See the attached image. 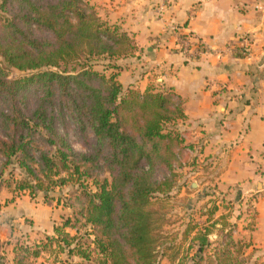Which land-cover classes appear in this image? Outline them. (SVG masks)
<instances>
[{
	"label": "trees",
	"instance_id": "trees-1",
	"mask_svg": "<svg viewBox=\"0 0 264 264\" xmlns=\"http://www.w3.org/2000/svg\"><path fill=\"white\" fill-rule=\"evenodd\" d=\"M137 50L131 35L85 0H0V191L57 204V188L83 195L84 204L78 211L67 205L72 216L47 238L69 256L82 248V264H250L251 243L233 238L236 225L216 217L214 203L198 210L201 223L188 213L182 231L166 230L175 223L167 203L186 166L178 160L189 146L179 126L184 106L170 89L119 83L120 61ZM12 71L20 76L11 79ZM67 118L86 153L59 135ZM20 252L39 254L26 244Z\"/></svg>",
	"mask_w": 264,
	"mask_h": 264
},
{
	"label": "crops",
	"instance_id": "crops-1",
	"mask_svg": "<svg viewBox=\"0 0 264 264\" xmlns=\"http://www.w3.org/2000/svg\"><path fill=\"white\" fill-rule=\"evenodd\" d=\"M85 1L102 20L131 35L138 48L120 61L119 83L141 92L151 85L170 89L183 102L179 126L189 145L183 171L193 169L192 161L189 176L214 171V184L225 190L220 215L236 225L233 238L251 243L245 254L255 261L264 258V0ZM173 28L198 40L206 52L196 59L180 55ZM242 34L252 42V56L245 59L228 50ZM55 202L32 199L26 191H0V264L84 263L82 248L69 256L59 242H47L55 237L54 227L72 216ZM63 232L75 235L71 228ZM22 244L39 254L21 253Z\"/></svg>",
	"mask_w": 264,
	"mask_h": 264
},
{
	"label": "rangeland",
	"instance_id": "rangeland-1",
	"mask_svg": "<svg viewBox=\"0 0 264 264\" xmlns=\"http://www.w3.org/2000/svg\"><path fill=\"white\" fill-rule=\"evenodd\" d=\"M18 76H20V73H17L16 71H12L9 75L11 79H14ZM1 106H3V102L0 99V107ZM58 132H59V135L67 142V144L70 146V148L75 153H86L87 152V149L83 146L81 142V138L78 133L77 125L71 120V118L66 119V126L64 128L63 127L59 128ZM178 162L181 166H183L182 164L183 162L185 164L188 163L187 160H184L182 156H180V159L178 160ZM2 164H3V158L0 157V169H1ZM190 172L191 170L184 172L183 168L178 169V173H181L182 175L181 179H179V182H178V185H180L177 190L178 193L174 195V197L170 200L169 203H167L168 209L170 210V213H172L173 215L172 220L175 223L173 224V226L168 227L166 229L167 231H170L171 229L176 230V231L177 230L182 231L185 228L183 226V221L187 219L186 215H189L190 213H193L194 219H196L198 223H201L202 219L199 218L198 210H200L201 208H203L204 210H207L211 207L212 203L218 206V211L215 215L216 217H218L220 214L225 213V190L223 191L219 190L218 187L214 184V178H215L214 171L212 170L205 171V173L201 174L200 176H196V177L189 176ZM16 173L17 171H14V174H13L14 179H19V176ZM106 176L107 174H104V173L97 174L98 179H103ZM8 177L10 178L8 174H4L5 179H8ZM190 182L198 186V188L196 187L198 189V193L194 192L191 189V187H188ZM9 184L13 185L12 180L9 182ZM54 191L55 192L52 195L56 197L58 196L60 197L59 199L57 198V200L62 201L63 205L61 203H58V205H61L62 207L71 205L75 210L78 211L81 205H83L85 202V197L83 195L77 194L76 191L70 192L67 186L64 188H57ZM3 195L5 196V194ZM7 197H10V195L9 196L7 195ZM191 209L193 210V212H190ZM247 226H248V223L245 226V228H248ZM238 237L239 235L236 234L235 238L237 239ZM216 238L217 237L215 235V236H211L209 239L213 241ZM181 245L184 246L185 248H188L189 245L191 246V244L187 242L186 240L184 242H181ZM255 255H259V253L256 252ZM263 261H264V258H261V259L257 258L255 261V258L252 257L249 263L252 264L256 262V263L263 264ZM185 262L187 261L184 260V263ZM162 264H169V261L166 258H164L162 260ZM174 264H177V262H175Z\"/></svg>",
	"mask_w": 264,
	"mask_h": 264
},
{
	"label": "built area",
	"instance_id": "built-area-1",
	"mask_svg": "<svg viewBox=\"0 0 264 264\" xmlns=\"http://www.w3.org/2000/svg\"><path fill=\"white\" fill-rule=\"evenodd\" d=\"M163 7L161 8V10ZM173 32L177 34L176 49L180 55L189 59H196L203 55L206 51L204 46L191 35L178 32L177 28H173ZM179 33V34H178ZM228 50L232 51L237 58L245 59L252 56V42L247 34L238 36L234 43L228 46ZM182 138H185L182 136ZM196 152V151H195ZM197 156V154L195 153ZM199 156V155H198Z\"/></svg>",
	"mask_w": 264,
	"mask_h": 264
},
{
	"label": "water",
	"instance_id": "water-1",
	"mask_svg": "<svg viewBox=\"0 0 264 264\" xmlns=\"http://www.w3.org/2000/svg\"><path fill=\"white\" fill-rule=\"evenodd\" d=\"M192 188H195V184H192Z\"/></svg>",
	"mask_w": 264,
	"mask_h": 264
}]
</instances>
